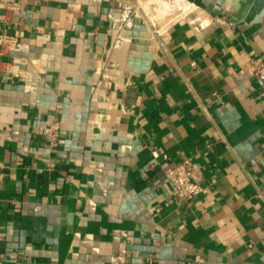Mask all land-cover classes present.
<instances>
[{"label":"crops","instance_id":"crops-1","mask_svg":"<svg viewBox=\"0 0 264 264\" xmlns=\"http://www.w3.org/2000/svg\"><path fill=\"white\" fill-rule=\"evenodd\" d=\"M167 1L0 0V264H264V0Z\"/></svg>","mask_w":264,"mask_h":264},{"label":"built area","instance_id":"built-area-1","mask_svg":"<svg viewBox=\"0 0 264 264\" xmlns=\"http://www.w3.org/2000/svg\"><path fill=\"white\" fill-rule=\"evenodd\" d=\"M141 7L138 4L128 3L124 5L120 16V28H130L133 26L136 18H141ZM146 17V13L142 12ZM148 19V16H147ZM253 75L262 83L264 87V61L255 60L252 62ZM61 122L54 120L44 129V135L50 140L51 146H54L59 140V131ZM194 168L191 160H185L180 165L169 167L165 170V176L176 192V197L181 202H189L196 198L201 192V185L193 178Z\"/></svg>","mask_w":264,"mask_h":264},{"label":"rangeland","instance_id":"rangeland-1","mask_svg":"<svg viewBox=\"0 0 264 264\" xmlns=\"http://www.w3.org/2000/svg\"><path fill=\"white\" fill-rule=\"evenodd\" d=\"M153 2L155 4L156 0H149V3ZM168 2V1H167ZM149 3H147L145 6L147 7L149 5ZM165 9V10H164ZM172 10L171 7H170V3H169V7H166L165 5H163L160 9H158L157 11V14L159 17L161 16H166L167 13Z\"/></svg>","mask_w":264,"mask_h":264},{"label":"bare ground","instance_id":"bare-ground-1","mask_svg":"<svg viewBox=\"0 0 264 264\" xmlns=\"http://www.w3.org/2000/svg\"><path fill=\"white\" fill-rule=\"evenodd\" d=\"M155 5H156V12H158L157 10L160 9L163 5L169 7V3L167 2V0H156Z\"/></svg>","mask_w":264,"mask_h":264}]
</instances>
